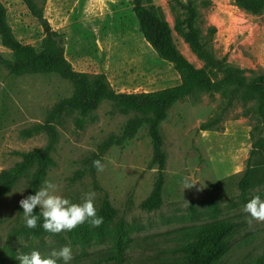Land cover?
<instances>
[{
  "label": "rangeland",
  "instance_id": "obj_1",
  "mask_svg": "<svg viewBox=\"0 0 264 264\" xmlns=\"http://www.w3.org/2000/svg\"><path fill=\"white\" fill-rule=\"evenodd\" d=\"M0 1L16 40L40 51L39 21L21 0ZM33 1L62 35L64 55L75 71L103 74L114 91L124 94L180 84L173 64L161 59L139 32L134 0ZM150 6L168 24L181 55L201 69L207 63L187 42L191 30L186 22L194 18L197 40L215 63L208 67L213 79L222 78L227 67L241 70L247 79L264 74V13L247 14L233 0H151ZM246 20L253 26L240 28ZM0 53L13 58L1 43ZM72 93L71 84L55 74L15 76L0 68V176L23 155L47 154L53 164L46 179L57 186V194L82 203L92 191L97 213L107 198L115 212L110 231L120 220L125 225L124 253L110 260L111 234L86 246L31 237L19 206L31 186V169L0 201V264H12L4 262L12 250L16 257L32 250L50 257L63 246L72 249L70 264H185L182 248L190 231L220 222L235 225L221 264H251L264 257V221L244 211L253 196L264 199V104L245 102L233 89L196 92L174 103L158 127L165 156L159 169L144 118L108 101L92 112L56 113ZM130 121L135 122L132 136L117 143ZM97 159L102 171L93 167ZM246 170L253 172L254 184L243 194L239 183ZM160 180L159 209L143 210L141 203Z\"/></svg>",
  "mask_w": 264,
  "mask_h": 264
},
{
  "label": "trees",
  "instance_id": "obj_2",
  "mask_svg": "<svg viewBox=\"0 0 264 264\" xmlns=\"http://www.w3.org/2000/svg\"><path fill=\"white\" fill-rule=\"evenodd\" d=\"M31 14L39 21L43 28V39L40 51L32 46L23 45L16 40L6 19V10L0 1V43L1 46L12 53V59H5L0 53V68L7 70L15 76L26 74H55L68 81L72 88V96L62 101L56 107V113L62 110L69 112L95 111L99 105L108 101L123 113H134L145 119L149 125L154 145V162L159 169L164 167L165 156L161 151L162 139L159 124L164 119L167 110L176 102L190 97L196 92H218L233 89L240 93L242 99L264 104V74L254 79H247L241 70L227 67L220 79H213L208 67L215 65L203 51V46L197 40L193 30V17L186 22L191 30L187 42L191 49L204 60L207 65L201 69L195 68L176 48L168 24L150 6L151 0H134L133 13L137 19L139 32L152 50L164 61L173 64L180 78V84L149 93L124 94L112 89L103 74H88L75 71L64 55L62 35L52 30L44 19L43 10L38 8L33 0H21ZM234 5L245 13L257 16L264 13V0H233ZM193 11V10H191ZM193 14V12H192ZM194 15V14H193ZM135 122L130 121L126 127L123 138L117 143L132 136ZM21 162L12 169L4 171L0 176V201L9 194L17 183L34 169L31 186L27 195L34 194L46 179L48 169L52 166L51 158L45 153H29L22 156ZM254 184V174L250 170L244 173L239 187L246 194ZM161 180L155 186L151 196L141 203L140 207L148 212L159 209L161 205ZM34 213L38 208H34ZM103 217L99 227H92L88 222L78 225L71 231H62L57 234L47 233L38 220L37 227L29 229V234L36 240L53 238L56 241L64 239L71 244L86 246L92 241L103 242L112 235L113 256L110 260L120 258L125 250L126 229L120 220L110 231L115 219V212L107 198L103 199L101 209L97 213ZM235 229L231 222H220L195 228L189 233V241L182 248L185 254V264H221L229 250L230 236ZM8 260L5 263L16 261L14 250L7 252ZM251 264H264V257Z\"/></svg>",
  "mask_w": 264,
  "mask_h": 264
},
{
  "label": "clouds",
  "instance_id": "obj_3",
  "mask_svg": "<svg viewBox=\"0 0 264 264\" xmlns=\"http://www.w3.org/2000/svg\"><path fill=\"white\" fill-rule=\"evenodd\" d=\"M92 164L97 171L103 170L104 166L100 160H93ZM94 198L95 193L89 191L85 194L82 203H73L57 194V186L46 179L34 194L22 198L19 206L23 210V219L27 228H36L38 220H41L40 227L45 232L57 234L71 231L85 222L92 227H99L104 221L102 216L97 215ZM34 208H38L37 213L33 212ZM244 211L250 218L264 221V199L259 195L253 196L245 203ZM53 257L62 260L63 264H70L73 260L72 249L70 246H63L59 251H53L50 257H41L38 251L32 250L30 253L19 254L16 259L19 264H57V259Z\"/></svg>",
  "mask_w": 264,
  "mask_h": 264
},
{
  "label": "crops",
  "instance_id": "obj_4",
  "mask_svg": "<svg viewBox=\"0 0 264 264\" xmlns=\"http://www.w3.org/2000/svg\"><path fill=\"white\" fill-rule=\"evenodd\" d=\"M248 17H252V16H249V15H247ZM245 17H246V15H245ZM251 26H253L251 23H249V21L248 20H246V26H242V27H240V28H251Z\"/></svg>",
  "mask_w": 264,
  "mask_h": 264
}]
</instances>
